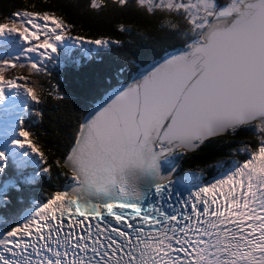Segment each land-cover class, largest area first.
Returning a JSON list of instances; mask_svg holds the SVG:
<instances>
[{
  "label": "trees",
  "instance_id": "16d2710c",
  "mask_svg": "<svg viewBox=\"0 0 264 264\" xmlns=\"http://www.w3.org/2000/svg\"><path fill=\"white\" fill-rule=\"evenodd\" d=\"M167 1L0 0V25L13 44L39 51L12 70L0 68L1 77L18 74L30 89L26 111L0 140V227L11 230L27 208L72 181L64 160L104 95L166 53L189 48L232 2L215 3L208 21L194 25L184 9L189 0H175L184 6L180 12ZM259 132L260 125L256 133L241 125L195 150H182L183 171L209 176L216 167L242 161L249 153L236 151H256Z\"/></svg>",
  "mask_w": 264,
  "mask_h": 264
},
{
  "label": "water",
  "instance_id": "95a60500",
  "mask_svg": "<svg viewBox=\"0 0 264 264\" xmlns=\"http://www.w3.org/2000/svg\"><path fill=\"white\" fill-rule=\"evenodd\" d=\"M234 5L236 14H217L189 48L166 53L105 95L86 116L65 167L79 177L87 148L102 153L100 122L121 118L144 136L177 142L189 151L255 121L264 140V0ZM69 191L84 196L77 187Z\"/></svg>",
  "mask_w": 264,
  "mask_h": 264
},
{
  "label": "rangeland",
  "instance_id": "374dc122",
  "mask_svg": "<svg viewBox=\"0 0 264 264\" xmlns=\"http://www.w3.org/2000/svg\"><path fill=\"white\" fill-rule=\"evenodd\" d=\"M222 0H189V3L185 6V10H187V12L190 14V18L193 20L192 23L194 25H197V24H205L209 17L212 15L210 12H211V6H213L215 3H221ZM239 2L240 0H232L230 6L234 3V2ZM225 2H228V0H224V3ZM166 4L172 6L173 8L176 9V11L180 12L181 10H183V7L184 6H180V4H178L175 0H168L166 2ZM229 6V7H230ZM232 9V8H231ZM231 9L229 11H231ZM210 23V22H209ZM38 25V24H37ZM8 32V29L6 28V25H0V36L2 35H5L6 33L5 32ZM203 33V32H202ZM65 39H68V38H64ZM60 40H63L62 37H60ZM52 43H57V40L53 39L51 40ZM70 43H76V42H73V41H70ZM1 44V42H0ZM36 46L39 47L38 43H37V40L35 42ZM26 43H22V45L20 46V50L18 53H15L12 55V57L16 58L17 60H21L23 58H29L31 57V55H37L39 53L38 51V48H30V44L29 47H26ZM54 50V48H52ZM9 55H5L3 56L2 58H0V66L2 67V70L4 71L5 67H6V63H7V59H8ZM37 59H40L39 57ZM45 61V60H44ZM41 62L42 65H40L39 67H44V62L43 60L42 61H39V63ZM1 70V69H0ZM39 72V70L37 71ZM3 73H0V79H3V80H17V81H21V78L19 77L18 74H12V75H4L3 77H1ZM11 73V72H10ZM37 76H39V74L37 73L36 74ZM26 84L24 83V85H21V84H13V85H8V88H7V92L13 90V96H17V95H20L21 97L25 98L26 100H28V91H30V89L27 87V85L25 86ZM6 98V95L5 94H1L0 95V102H2L4 99ZM14 98V97H13ZM12 98V99H13ZM2 104L5 105L4 102H2ZM11 105H17V104H12L10 103ZM18 110H21L22 107L21 106H18L17 108ZM11 120H8L7 121V124L10 125ZM247 127L253 132V133H256L257 130L259 129V125L257 124V122H253V123H249V124H246ZM1 127L2 129L5 131V126L3 124H1ZM233 129H236V128H230V130H233ZM1 132L0 135H4L6 132ZM263 131V129L260 131V133ZM259 134V133H258ZM260 141L262 143H264V140L260 139ZM3 147L4 145H0V151L3 150ZM183 148L181 147H177L176 149H174L172 151V153L169 155V158H178L180 157L182 154ZM237 153L239 154H243V153H250L249 149L247 147H242L241 149H239L238 151H236ZM179 159V158H178ZM180 161V160H178ZM181 162V161H180ZM219 167H216L215 170H217ZM221 168V167H220ZM179 174H182V170L180 171ZM73 179L76 180V176L74 174L73 176ZM75 182V181H74ZM71 195V194H70Z\"/></svg>",
  "mask_w": 264,
  "mask_h": 264
},
{
  "label": "bare ground",
  "instance_id": "6f19581e",
  "mask_svg": "<svg viewBox=\"0 0 264 264\" xmlns=\"http://www.w3.org/2000/svg\"><path fill=\"white\" fill-rule=\"evenodd\" d=\"M237 10H238V5H234V6H232V9H231V11H228L227 13L228 14H236L237 13ZM241 125V124H240ZM239 125V126H240ZM239 126H237L236 127V129L239 127ZM165 146V145H164ZM190 178H188L187 180H189Z\"/></svg>",
  "mask_w": 264,
  "mask_h": 264
}]
</instances>
